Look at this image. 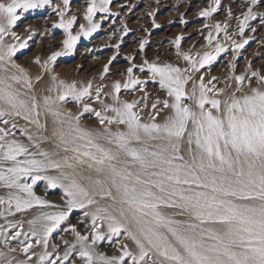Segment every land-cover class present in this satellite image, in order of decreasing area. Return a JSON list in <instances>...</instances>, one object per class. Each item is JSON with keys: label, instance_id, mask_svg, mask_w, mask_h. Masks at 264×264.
Listing matches in <instances>:
<instances>
[{"label": "snow or ice", "instance_id": "6c2138e0", "mask_svg": "<svg viewBox=\"0 0 264 264\" xmlns=\"http://www.w3.org/2000/svg\"><path fill=\"white\" fill-rule=\"evenodd\" d=\"M112 2L86 0L87 26L80 24L73 34L77 16L68 15L70 0H62V7L52 0H0V217L40 209L26 221L0 225V245L7 249L0 250V264H264V68L252 70L249 63L250 75L229 76L224 87L213 83L216 76L206 81L200 75L197 83L190 75L228 50L221 33L236 60L249 42L243 37L250 21L259 16L264 26V13L254 11L264 0H245L247 10L235 17L232 34L227 23L205 24L211 30L204 36L209 50L202 54L181 52L182 37L176 36V55L186 67L143 61L140 72L147 70L168 97L151 103L147 120L139 107L142 102L148 107L147 81L133 74L137 65L131 56L126 57L127 78L115 81L106 94L111 102L101 99L102 86L95 87L93 97L91 81L78 86L55 74L47 94H40L15 59L32 39L21 40L14 31L28 11L51 7L58 17L52 27L63 30L62 50L43 63L39 56L33 61L51 73L58 57L100 27L93 18L109 13ZM220 7L221 0H212L198 15L211 17ZM231 17L229 9L226 20ZM180 22L186 23L183 17ZM152 27L159 25L153 21ZM25 31L34 34L31 28ZM128 32L123 27L122 34ZM145 44L140 41L141 51ZM115 59L104 65L101 78ZM122 89L143 96L128 102L120 98ZM93 99L100 110L92 107ZM69 101L82 111H67L63 105ZM85 113L94 114L101 127L82 125ZM40 181L45 190L60 189L63 206L36 195ZM74 209L82 210L83 233L75 224L62 227ZM57 231L72 236L62 238V251L60 244L50 245ZM121 236L134 247L121 245ZM105 240L115 242L118 255L98 250ZM12 241L24 259L12 255L17 251ZM37 246L42 248L38 254L32 251Z\"/></svg>", "mask_w": 264, "mask_h": 264}, {"label": "rangeland", "instance_id": "374dc122", "mask_svg": "<svg viewBox=\"0 0 264 264\" xmlns=\"http://www.w3.org/2000/svg\"><path fill=\"white\" fill-rule=\"evenodd\" d=\"M211 2L212 0H113L109 6V13H97L93 18L100 24V27L88 38L81 37L70 54L58 57L53 62L52 69L54 72L76 73L78 76L93 83L100 81V74L103 72L104 65L108 64L109 60L115 56L116 59L109 64V72L104 77L112 81L119 80L123 82L127 78L126 70L130 66L126 57L131 56L133 58L132 63L137 65V68L133 69V74L147 81L144 90L148 93V102L151 104L157 98L163 100L166 95L160 90L158 82L148 78L147 70L140 72L139 66L143 61L172 63L184 68L187 64L181 57L176 55L177 49L173 44L176 36L182 37L181 52H189L193 56L197 53L202 54L204 51L209 50L204 36L211 29L205 28V24L214 25L220 22L223 25L227 23L228 32L232 34L237 28L235 17L240 16L243 11L247 10L245 0H221V7L216 13L208 18L200 17L198 15L199 11L208 7ZM52 4L53 6L60 5L62 7V0H52ZM86 7V0H70L68 15L75 14L77 16L73 34L79 30L80 24L87 26L88 22L83 18ZM229 9L232 11V17L226 20ZM254 11L264 13V4L258 3L254 7ZM149 13H152V15H149ZM102 15L107 18L101 19ZM181 17L186 23L180 22ZM57 19L58 17L52 11V8L48 6L42 9L30 10L22 16L14 31L20 36L21 40L26 39L29 35H32V39L28 41L27 48L17 53L15 57L17 63L26 69L34 61L35 57L39 56L41 62H43L52 52L62 50L63 30L52 27L53 22ZM153 21L159 25L158 28L152 27ZM125 26L129 29L127 35L122 34ZM28 28H31L34 34L25 31ZM251 28H256L257 30L252 32ZM235 38L237 41L241 39L239 35H236ZM243 38L248 39L249 42L237 54L236 60L232 61L231 42L225 41L223 33H221L219 40L226 45L228 50L217 57V60L211 66L201 69L200 73L190 74H196L198 77L204 75L206 81L211 79L212 76H216L218 79L213 81V83L219 87L223 83H230L227 79L229 76L250 75V73L245 71L249 63L252 66V70L264 68V26H261L259 16H257L256 20L250 21V27L246 29ZM141 40L146 41L143 51L139 48ZM116 44H119L120 47L116 48ZM231 63H235L236 67L234 69L230 67ZM119 94L130 97L137 94V100L143 96V93L139 90L122 89ZM63 106L65 108L72 107L75 112L77 110L82 111L80 105H76L71 101ZM142 106H144L143 102L139 107L142 108ZM86 119L91 122L97 120L94 114L89 113H85L81 121ZM19 123L23 124L24 122L20 121ZM17 134L19 133L17 132ZM25 142L27 141L25 140ZM34 191L37 196L43 199L52 201V203L60 206L63 205V201L60 199L62 195L60 189L45 190V183L40 181L34 186ZM0 194H3V190H0ZM31 211L32 209L27 213H16L15 216L6 218L0 217V225L6 228L7 220H22ZM81 217L82 210L74 209L69 215V221L65 222L62 227H67L68 223L75 224L77 229L83 233L86 230V222H82ZM23 230L27 231V229ZM13 231V229H9L10 234ZM2 238L0 237V239ZM62 238L71 240L72 236L70 233L57 231L50 240V245L52 243L60 244L62 251ZM20 239H23V237ZM119 239L121 245L127 243L132 247L130 241L125 240L123 236ZM10 246L17 248V251L12 253V255L16 256L17 259L25 258L19 250L17 241H12ZM97 247L99 251L108 255L119 254L114 241L111 244L106 240L101 241ZM0 250L6 251L7 249L4 245H0ZM32 251H36L38 254L42 251V248L37 246ZM35 259L36 256H33V261Z\"/></svg>", "mask_w": 264, "mask_h": 264}, {"label": "bare ground", "instance_id": "6f19581e", "mask_svg": "<svg viewBox=\"0 0 264 264\" xmlns=\"http://www.w3.org/2000/svg\"><path fill=\"white\" fill-rule=\"evenodd\" d=\"M7 39V38H6ZM9 42H11V40H9ZM43 63V62H41ZM183 66V65H182ZM30 77L32 78V83H33V88L40 94H47V92L45 91L46 87L50 84V77L51 75L55 74L59 77V79H62L64 80L66 83H71V82H76L77 85L79 86L81 83H84L86 84L87 80H85L83 77H80L78 76L76 73H70V74H67V73H64V72H54L52 71L51 73L47 72L46 70H43V68L41 67V65L39 64H35L33 62L30 63V65L28 67H26L25 69ZM193 76V80L196 81L198 83V76H196V74H190ZM37 76H40L41 77V80L40 81H37L35 78ZM87 81V82H86ZM222 81V80H221ZM115 81H112L111 79H108V78H100V81H95L93 82V97L95 95V92H94V89L95 87L97 86H102V96H101V99L105 100L106 102H111V97L106 95L107 93L111 92V86L112 84L114 83ZM191 86H192V82H189V84L186 86V88L190 91L191 90ZM225 84H221L219 87H224ZM120 95V94H119ZM137 97L138 95H133V96H121L120 95V98L122 100H126L128 102H132L134 100H137ZM168 97L165 96L164 99H167ZM92 103V107L97 109V110H100L101 109V105L97 102H95V100L93 99L91 101ZM148 103V107L145 108L144 106H142L141 109V117L142 119L144 120H147L149 114L152 112V109H151V104L147 101ZM64 107V106H63ZM65 108V107H64ZM67 111H71L72 113H76L74 111V108L72 107H66L65 108ZM78 109V108H77ZM159 119V117H158ZM82 125L84 126H87V127H90V128H94V129H99L101 126L99 125V122L96 120L95 122H91L89 119H86L85 121H81ZM115 126H113L114 128ZM17 136H19V134H17ZM21 139H25V138H21ZM26 140V139H25ZM41 146H43L44 148H48L49 146L47 144H42ZM52 202V201H50ZM63 206V205H62ZM48 210H52V209H48ZM38 211H40V209H32L31 213L26 215L22 220L26 221L27 219H30L34 214H36ZM27 224L25 223L24 225V229H27ZM131 243V241H130ZM132 247H134L132 244H130ZM36 252V251H35Z\"/></svg>", "mask_w": 264, "mask_h": 264}]
</instances>
